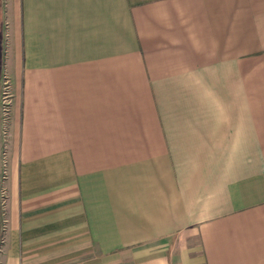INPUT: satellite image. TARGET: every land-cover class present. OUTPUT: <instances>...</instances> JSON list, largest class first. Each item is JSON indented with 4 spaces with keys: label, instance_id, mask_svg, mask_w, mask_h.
Wrapping results in <instances>:
<instances>
[{
    "label": "crops",
    "instance_id": "0c3cea01",
    "mask_svg": "<svg viewBox=\"0 0 264 264\" xmlns=\"http://www.w3.org/2000/svg\"><path fill=\"white\" fill-rule=\"evenodd\" d=\"M3 4L0 264H264V0Z\"/></svg>",
    "mask_w": 264,
    "mask_h": 264
},
{
    "label": "built area",
    "instance_id": "2783aa9c",
    "mask_svg": "<svg viewBox=\"0 0 264 264\" xmlns=\"http://www.w3.org/2000/svg\"><path fill=\"white\" fill-rule=\"evenodd\" d=\"M4 37L6 40L8 37L7 33L4 34ZM0 79V201L3 213L5 214L8 201L7 181L9 179L10 173L9 145L11 137L12 106L14 94L12 81L6 70H3Z\"/></svg>",
    "mask_w": 264,
    "mask_h": 264
},
{
    "label": "rangeland",
    "instance_id": "374dc122",
    "mask_svg": "<svg viewBox=\"0 0 264 264\" xmlns=\"http://www.w3.org/2000/svg\"><path fill=\"white\" fill-rule=\"evenodd\" d=\"M4 62H5V51L3 46L0 45V78L4 70ZM0 191H1V182H0ZM2 233H3V210L0 201V240L2 239Z\"/></svg>",
    "mask_w": 264,
    "mask_h": 264
},
{
    "label": "trees",
    "instance_id": "16d2710c",
    "mask_svg": "<svg viewBox=\"0 0 264 264\" xmlns=\"http://www.w3.org/2000/svg\"><path fill=\"white\" fill-rule=\"evenodd\" d=\"M3 8H4L3 0H0V45L3 46V48H4V37H3L4 10H3ZM0 241H2V239ZM0 245H1V242H0Z\"/></svg>",
    "mask_w": 264,
    "mask_h": 264
}]
</instances>
